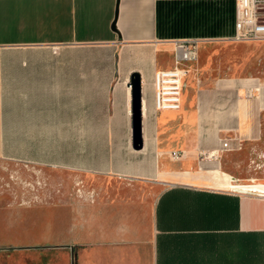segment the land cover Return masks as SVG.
<instances>
[{
	"label": "crops",
	"instance_id": "0c3cea01",
	"mask_svg": "<svg viewBox=\"0 0 264 264\" xmlns=\"http://www.w3.org/2000/svg\"><path fill=\"white\" fill-rule=\"evenodd\" d=\"M235 21V0H0V157L46 181L2 199L0 264H264V194L242 189L264 184V81L190 67L181 107L154 105L174 40Z\"/></svg>",
	"mask_w": 264,
	"mask_h": 264
},
{
	"label": "rangeland",
	"instance_id": "374dc122",
	"mask_svg": "<svg viewBox=\"0 0 264 264\" xmlns=\"http://www.w3.org/2000/svg\"><path fill=\"white\" fill-rule=\"evenodd\" d=\"M198 55L189 68L196 75L195 81L200 79V84L218 79L250 77L264 81V41L203 43L199 44ZM27 171H31L32 175L21 178L18 166L0 157V243L7 240V227H15L18 223L17 216L11 214L2 199L11 197L20 188L42 189L46 185L35 170Z\"/></svg>",
	"mask_w": 264,
	"mask_h": 264
},
{
	"label": "built area",
	"instance_id": "2783aa9c",
	"mask_svg": "<svg viewBox=\"0 0 264 264\" xmlns=\"http://www.w3.org/2000/svg\"><path fill=\"white\" fill-rule=\"evenodd\" d=\"M236 7V32L232 40L240 42L264 41V0H235ZM199 41L193 39L174 40V64L167 69H158L154 73L153 88L154 105L158 110L179 109L184 91V83L189 74V64L196 61ZM252 88L246 92V97H251ZM224 148L228 141L223 140ZM180 152L173 151L174 157H179ZM256 188L253 190L252 187ZM248 193L264 194V184L253 183L242 185Z\"/></svg>",
	"mask_w": 264,
	"mask_h": 264
},
{
	"label": "water",
	"instance_id": "95a60500",
	"mask_svg": "<svg viewBox=\"0 0 264 264\" xmlns=\"http://www.w3.org/2000/svg\"><path fill=\"white\" fill-rule=\"evenodd\" d=\"M131 85L133 89V121H134V147L136 149L141 148L143 137H141V130H142V121H141V114H142V81L140 75H135L131 79Z\"/></svg>",
	"mask_w": 264,
	"mask_h": 264
},
{
	"label": "bare ground",
	"instance_id": "6f19581e",
	"mask_svg": "<svg viewBox=\"0 0 264 264\" xmlns=\"http://www.w3.org/2000/svg\"><path fill=\"white\" fill-rule=\"evenodd\" d=\"M255 188H256L255 186L252 187L253 190H254Z\"/></svg>",
	"mask_w": 264,
	"mask_h": 264
}]
</instances>
